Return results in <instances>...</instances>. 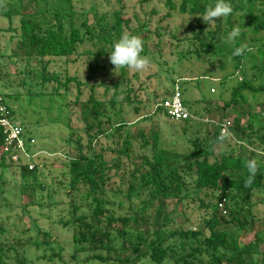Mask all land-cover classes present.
Listing matches in <instances>:
<instances>
[{
  "label": "rangeland",
  "instance_id": "obj_1",
  "mask_svg": "<svg viewBox=\"0 0 264 264\" xmlns=\"http://www.w3.org/2000/svg\"><path fill=\"white\" fill-rule=\"evenodd\" d=\"M72 2L74 10L84 13L83 18L93 24L103 20L111 27L120 12L122 34L130 33L142 38L144 49L141 55L149 57L151 65L142 73L127 69L114 72V65L106 54L100 57L97 67L95 54L112 48L97 41L95 44L87 42L79 53L69 58L30 56V51L20 43L19 18L13 23L0 18V91L11 97L7 103L14 112V122L35 140L30 149L37 156L33 163L38 165L36 180L33 173L21 172L18 166L10 165L6 172L0 169V249L3 248L0 264H102L97 260L89 261L88 256L95 254L93 251L74 255L73 238L79 229L67 227L65 222L74 210L72 204L81 208L75 215L87 214L89 210L83 200L87 192L84 186L72 197L61 183L66 156L103 155L111 167V184L105 196L111 202L108 207L118 216L134 217V212L141 210L145 196L128 201V184L134 174L139 176L149 170L144 158L152 162L155 149L152 144L144 146V139L151 140L154 134H158L160 148L169 151L172 157L180 156L177 164L185 192L181 202L170 199L164 207L171 219L167 229L180 234L204 231L202 216L216 208L221 194L220 190L196 188L194 161L186 159L196 146L210 150L212 162L224 155H239L243 150L244 156L264 166V147L258 139L254 138L253 144H249L234 132L235 139L228 137L224 142L219 141L218 124L226 120L233 122L239 118L242 125L252 123L255 129L264 125V105L255 103L252 97H248L246 102L239 98L238 103H231V93H225L221 82V67L226 61L200 52V41L193 39L198 32L197 17L182 14L180 1H176L175 10L168 8L167 0ZM48 3L51 9L61 6L56 0H48ZM34 6L33 0L31 7ZM38 9L45 10V4L41 3ZM127 20L128 25L125 23ZM100 30L98 27L97 32ZM117 39L114 36L113 40ZM245 69L249 80L261 83L260 77H254V71L249 67ZM45 72L48 76H58L62 83L71 78L76 80L67 88L57 90L56 81L43 82ZM236 80L229 77L227 84H236ZM176 86L181 88L188 109L198 117L208 118L209 123H176L166 116L160 104ZM92 94L103 102L99 112L104 115L100 124L95 123L92 115L89 116V123L93 125L89 131L83 113L90 110L88 100ZM226 102L230 104L228 108L225 107ZM120 124L125 125V129L118 134L113 128ZM99 125L109 131L95 137ZM128 134L131 141L129 155L120 157ZM242 144L250 146L248 151L241 147ZM250 152L254 153L253 156ZM37 183L44 188L41 189ZM118 189L121 193H117ZM115 192L118 194L116 198L112 197ZM250 204L249 213L242 217V222H247L245 229L231 222L218 229L231 234L240 248L258 246L262 253L264 191H253ZM153 214L148 210L144 217L139 218V223H132L133 228L140 226L143 229L140 224L146 222L149 239L155 229L156 214L154 217ZM11 247L17 250L6 253ZM146 262L143 259L139 264H149ZM201 262L206 264L208 257L203 256Z\"/></svg>",
  "mask_w": 264,
  "mask_h": 264
},
{
  "label": "trees",
  "instance_id": "obj_2",
  "mask_svg": "<svg viewBox=\"0 0 264 264\" xmlns=\"http://www.w3.org/2000/svg\"><path fill=\"white\" fill-rule=\"evenodd\" d=\"M28 1L29 3L25 0H4L3 5H0V18L3 17L10 23L19 18L20 43L30 51V56L40 59L69 58L79 53L80 48L87 42L92 44H95V41L103 42L112 47L122 35L123 20L120 12L116 14L114 23L110 27L103 20L93 24L87 18H83L84 13L74 10L73 0H56L61 6L53 9L48 7V0H34V8L31 7L33 0ZM176 1L181 2L182 14L197 17L198 32L194 34L193 39L200 41V52L219 57L229 65L227 67L226 64H222L223 80L221 82L225 93L228 91L231 93V103H238L239 98L246 102L248 97H252L255 103L264 105V98L261 99L264 96V0H226L231 4L233 14L226 19L217 20L211 26L205 24L198 16H201L209 5H214L216 0H167L170 10L176 9ZM41 3L45 4V10L38 9ZM128 21L125 23L127 24ZM235 25L241 28L242 35L235 45H228L224 43V38ZM98 27L101 28L100 33L97 32ZM114 36L118 38L116 41L113 40ZM241 43L246 44L251 51H246L244 55L229 60L234 47ZM106 54H109L107 50L95 54L97 67L100 57ZM248 67L255 72V78L260 77L261 83L258 84L247 78L245 68L248 69ZM96 69L95 67L93 70ZM229 77H235L236 84L229 86L227 84ZM42 80L44 83L56 81L57 90H59L61 87L67 88L76 79L71 78L62 83L58 76H48L45 72ZM92 91H95V86L92 87ZM32 95L36 96V94ZM5 99H11V97L5 95ZM103 105V102L96 100L94 94L91 95L88 100L90 110L83 113L89 131L93 127L89 123V116L92 115L95 123L100 124L99 121L104 114L100 113L99 109ZM229 105L228 102L225 103V107L228 108ZM176 123L204 124L206 122L188 120ZM231 123V131L233 134L235 132L238 138L247 140L249 144H253L256 138L264 147L263 124L255 129L252 123L242 125L239 118ZM124 129L123 124L113 128L118 134H121ZM108 131L100 127L95 137L104 135ZM123 143L120 157L122 155L128 157L131 144L129 134ZM149 144H152L155 149L152 162L144 158L149 170L139 176L134 174L128 184L126 194L128 201H131L133 197L145 196L143 205L140 207L141 213L134 212V217L118 216L108 207L111 202L105 196L108 195V187L111 184L109 176L111 167L104 160L103 155L65 157L67 164L61 170V183L65 185L72 197L81 186H84L87 192L83 200L89 210L87 214L75 215L74 213L81 208L72 204L74 212H71L70 219L65 222V226L79 229L73 238L74 255L93 251L95 254L92 257L88 256L89 261L97 260L102 264H139L143 259H146V263L149 264H202L203 256L208 257L206 264H264V252L261 253L258 246L242 249L231 234L218 229L230 222L239 225L242 229L247 227V222H242V217L250 211L252 192L264 191V166L258 165L253 184L245 187L244 181L248 176L245 161L251 157L244 156L243 150L239 151V155H224L212 162L211 151L206 147L196 146L186 157L187 160L194 161L196 188L220 190L221 194L216 208L202 216L201 223L204 231L180 234L178 231L167 229L171 219L170 214H166L164 210L166 201L178 199L181 202L185 192L177 164L180 156L172 157L169 151L161 149L158 134H154L151 140L144 139V146ZM3 145L4 137L0 132V169L6 172L10 165L18 166L21 172L33 173L36 180L38 165H35L34 170H30L28 164L13 163L4 153ZM241 147L248 151L250 146L242 144ZM250 154L253 156L254 153L250 152ZM37 185L41 189L44 188L42 184L37 183ZM117 193H121V190L118 189ZM117 193H113L112 197L116 198ZM221 203L224 205L223 208L219 207ZM148 210L156 214L153 222L155 229L151 239L147 238L150 232L145 229L146 222L142 221L140 224L144 226L143 229L140 226L133 228L132 225L133 222L139 223V218L144 217ZM226 215L229 216L226 217ZM173 238L176 239L170 241ZM44 243L47 244V242ZM11 250L17 249L8 248L6 253ZM2 253L3 248L0 249V260L3 259Z\"/></svg>",
  "mask_w": 264,
  "mask_h": 264
},
{
  "label": "clouds",
  "instance_id": "obj_3",
  "mask_svg": "<svg viewBox=\"0 0 264 264\" xmlns=\"http://www.w3.org/2000/svg\"><path fill=\"white\" fill-rule=\"evenodd\" d=\"M4 0H0V5H3ZM233 8L226 0H216L214 5H209L205 12L198 16L202 18L203 22L209 26L216 23L217 20L226 19L233 14ZM242 35L241 28L235 25L231 31L224 38V43L228 45H235L237 39ZM144 49V41L142 38L130 33H123L121 37L113 44L109 52V61L114 65V72L118 69H127L129 71L142 73L150 68L151 61L147 56L141 55ZM246 51L251 49L241 43L239 46L234 47L231 56L228 58L231 60L233 57L242 56ZM219 141L224 142L228 139V135L222 130ZM245 167L248 171V176L244 181L245 187H250L257 175L258 164L255 159H249L245 161Z\"/></svg>",
  "mask_w": 264,
  "mask_h": 264
},
{
  "label": "built area",
  "instance_id": "obj_4",
  "mask_svg": "<svg viewBox=\"0 0 264 264\" xmlns=\"http://www.w3.org/2000/svg\"><path fill=\"white\" fill-rule=\"evenodd\" d=\"M160 107L173 122H185L188 120L210 122L207 119L196 116L188 109L179 86L175 87L171 96L166 98L160 104ZM14 120L13 110L7 103L3 92L0 91V132H2V136L4 137L3 151L13 163L20 165L28 164V168L34 170L35 164L33 161L37 156L31 152L30 146L35 144V140L27 136L24 128L16 124ZM231 125L232 123L229 120L218 124L220 133L224 130L228 137L235 139L231 131ZM219 207L223 208V203Z\"/></svg>",
  "mask_w": 264,
  "mask_h": 264
}]
</instances>
